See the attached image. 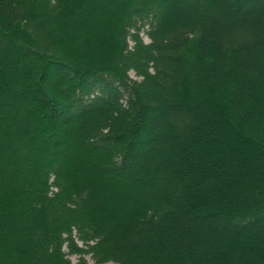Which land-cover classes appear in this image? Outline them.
Returning <instances> with one entry per match:
<instances>
[{"label": "trees", "instance_id": "trees-1", "mask_svg": "<svg viewBox=\"0 0 264 264\" xmlns=\"http://www.w3.org/2000/svg\"><path fill=\"white\" fill-rule=\"evenodd\" d=\"M104 1L0 0V264H264V0Z\"/></svg>", "mask_w": 264, "mask_h": 264}, {"label": "rangeland", "instance_id": "rangeland-1", "mask_svg": "<svg viewBox=\"0 0 264 264\" xmlns=\"http://www.w3.org/2000/svg\"><path fill=\"white\" fill-rule=\"evenodd\" d=\"M111 1L112 0H105L104 2H102V4L104 3V4H107L108 2L109 3H111ZM102 4H98L97 5V8L99 7L100 9H101V5ZM251 6H255V5H251ZM252 7V8H253ZM93 11H96V8L94 7V9H93ZM81 32H85L84 30H81ZM78 37H80V35L78 34L77 35ZM141 36H142V39H143V41L146 43V42H148L149 40H148V38L146 37V35H144V34H141ZM130 45H132V43L130 42ZM61 73L58 71V70H56V69H52L51 71H50V76L48 77V79L44 82V90H45V93L46 94H51V92H53V89H51V85H49L47 82H48V80H49V83H50V81H52V78L54 77V76H57V75H60ZM131 76L133 77V73H131ZM219 95V94H218ZM30 100H28V99H26V101H24V102H21L20 103V105H18L19 107H22V106H24V105H26V104H30ZM241 109V108H240ZM15 122H17V123H20L21 122V124H23V120L21 119V118H19V119H16V118H14L13 119ZM22 137H23V135H22ZM22 140V138H17V142H20ZM212 220L214 219V218H211ZM263 225L264 224H262L261 226H258L256 229H254V231L255 232H260V234H261V228L263 227ZM79 243V245H80V242H78ZM66 250V249H65ZM69 258H70V260H71V262L73 263V264H79L78 263V260H79V256L77 255V254H72V255H69ZM82 258H83V260H84V264H94L93 263V261H92V259H91V257H90V255H84V256H82Z\"/></svg>", "mask_w": 264, "mask_h": 264}]
</instances>
